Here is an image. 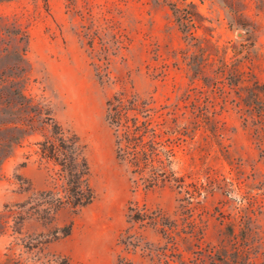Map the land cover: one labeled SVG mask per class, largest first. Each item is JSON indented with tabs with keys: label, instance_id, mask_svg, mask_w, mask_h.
<instances>
[{
	"label": "rangeland",
	"instance_id": "obj_1",
	"mask_svg": "<svg viewBox=\"0 0 264 264\" xmlns=\"http://www.w3.org/2000/svg\"><path fill=\"white\" fill-rule=\"evenodd\" d=\"M177 17L194 19V36ZM237 67L243 85L264 83V0H0V71L80 136L95 192L52 221L15 224L17 206L50 188L41 136H28L0 166V262L43 235L41 249L71 264H264V116L230 85ZM121 91L152 101L179 181L146 187L117 159L106 109Z\"/></svg>",
	"mask_w": 264,
	"mask_h": 264
},
{
	"label": "trees",
	"instance_id": "obj_2",
	"mask_svg": "<svg viewBox=\"0 0 264 264\" xmlns=\"http://www.w3.org/2000/svg\"><path fill=\"white\" fill-rule=\"evenodd\" d=\"M194 19L177 17L181 32L185 37L194 36L187 30V23ZM25 51V49H24ZM237 78L230 85L238 87L245 105L257 107L259 121L264 116V83L254 81L252 85L242 84L240 67L235 68ZM241 82V83H240ZM26 83H21L19 75L12 68L0 71V166L11 156L15 147L28 136L39 134L41 139L35 145L39 161L50 172V188L32 195L17 207L20 211L15 218L19 224L33 213L44 222L52 221L65 207L79 210L95 198L90 183V164L86 156V144L80 136L57 122L50 103L44 99L26 94ZM106 118L115 135L116 157L126 163L135 182L143 180L146 187H154L166 181H179L169 170L174 156V145L163 140L160 122L152 101L144 99L136 92L121 91L107 101ZM25 215H24V213ZM147 212L137 211L134 218L144 220ZM164 215L158 212L152 221L158 223ZM165 218V217H164ZM165 234L177 246L176 228L162 223ZM7 229V221L0 214V235ZM13 230L20 233L17 225ZM69 234L70 227H65ZM43 235L20 239L27 250L6 254L0 264H71L66 256L51 254L41 249ZM188 237H192L189 233ZM187 238V237H185ZM27 255H24L26 254ZM117 264L125 263L119 259Z\"/></svg>",
	"mask_w": 264,
	"mask_h": 264
}]
</instances>
